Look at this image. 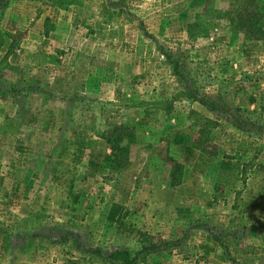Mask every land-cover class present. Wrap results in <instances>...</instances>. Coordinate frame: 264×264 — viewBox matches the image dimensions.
Wrapping results in <instances>:
<instances>
[{
    "label": "rangeland",
    "instance_id": "rangeland-1",
    "mask_svg": "<svg viewBox=\"0 0 264 264\" xmlns=\"http://www.w3.org/2000/svg\"><path fill=\"white\" fill-rule=\"evenodd\" d=\"M150 243L264 264V0L6 1L0 264Z\"/></svg>",
    "mask_w": 264,
    "mask_h": 264
},
{
    "label": "trees",
    "instance_id": "trees-1",
    "mask_svg": "<svg viewBox=\"0 0 264 264\" xmlns=\"http://www.w3.org/2000/svg\"><path fill=\"white\" fill-rule=\"evenodd\" d=\"M8 0H0V5L4 4ZM166 59L169 61V63L172 65L173 68L176 67L177 60L173 61L171 60L170 56L168 54H165ZM212 239L218 243L219 239L217 238V235H212ZM167 242V241H164ZM163 242V243H164ZM179 245L180 243H176V245ZM77 247H79V244H76ZM157 244H143V246L140 247L139 250L131 253L128 249H114L106 254L105 257H108L110 259H113L117 261L119 264H135L136 257L139 253H144L150 250H156ZM90 251L98 256L102 255V251L99 249H91V250H86ZM67 264H76L75 260H67Z\"/></svg>",
    "mask_w": 264,
    "mask_h": 264
}]
</instances>
